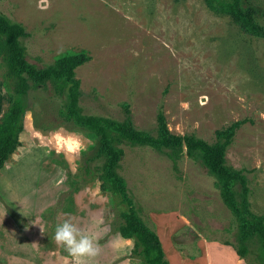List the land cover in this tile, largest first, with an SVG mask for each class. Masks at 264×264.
<instances>
[{
	"label": "rangeland",
	"instance_id": "1",
	"mask_svg": "<svg viewBox=\"0 0 264 264\" xmlns=\"http://www.w3.org/2000/svg\"><path fill=\"white\" fill-rule=\"evenodd\" d=\"M249 3L264 25V0H241ZM0 13L24 27L20 41L36 67L87 50L90 59L75 69L83 114L157 136L161 110L172 133L209 143L245 119L225 163L245 175L250 212L264 215L263 37L242 32L205 0H0ZM5 71L0 60V118L9 98ZM25 100L20 144L0 169V264H75L52 239L68 216L99 248L84 264H141L134 239L117 230L126 206L99 187L98 139L59 116L65 100L50 85L31 88ZM121 148L115 172L170 264H264L256 237L245 256L237 253V220L185 148L176 151V167L168 148Z\"/></svg>",
	"mask_w": 264,
	"mask_h": 264
},
{
	"label": "trees",
	"instance_id": "2",
	"mask_svg": "<svg viewBox=\"0 0 264 264\" xmlns=\"http://www.w3.org/2000/svg\"><path fill=\"white\" fill-rule=\"evenodd\" d=\"M205 2L211 10L227 14L242 32L264 38V25L255 20L258 9L254 4L249 3L243 7L241 0ZM26 35L22 25L8 20L0 13V60L6 66L4 86L9 92L8 104L0 118V169L20 144L19 134L23 129L28 90L50 85L53 92L65 100L64 106L58 110L59 116L98 139L96 154L104 159L99 187L116 195L126 206L120 212L117 230L122 237L134 239L138 254L143 259L141 264L170 263L165 258L158 235L141 220L127 193L125 181L115 172L123 155V143L168 148L171 150L168 155L174 167L177 164V149L185 148L186 155L201 161L208 173L215 178L223 203L237 220V253L245 256L248 252L247 242L253 237L260 242L264 252V215L254 216L250 212L247 201L249 188L245 175L225 163L227 147L245 119L232 121L225 128L217 130L215 141L209 143L194 135L172 133L161 110L156 114L157 136L137 130L126 122L83 114L78 105L80 81L75 77V69L90 59L87 50L62 52L57 55L53 64L39 68L26 59L25 47L20 41ZM124 109L128 114L127 104H124Z\"/></svg>",
	"mask_w": 264,
	"mask_h": 264
},
{
	"label": "clouds",
	"instance_id": "3",
	"mask_svg": "<svg viewBox=\"0 0 264 264\" xmlns=\"http://www.w3.org/2000/svg\"><path fill=\"white\" fill-rule=\"evenodd\" d=\"M52 239L74 259L75 264H84L86 258H94L99 253L94 237L77 227L71 216L54 226Z\"/></svg>",
	"mask_w": 264,
	"mask_h": 264
},
{
	"label": "crops",
	"instance_id": "4",
	"mask_svg": "<svg viewBox=\"0 0 264 264\" xmlns=\"http://www.w3.org/2000/svg\"><path fill=\"white\" fill-rule=\"evenodd\" d=\"M52 199H53V198H52ZM49 200H51V199H49ZM49 200H48V201H49ZM46 202H47V201H46Z\"/></svg>",
	"mask_w": 264,
	"mask_h": 264
}]
</instances>
